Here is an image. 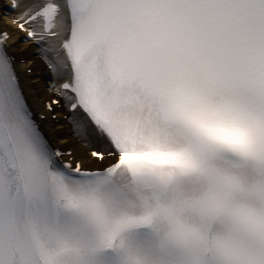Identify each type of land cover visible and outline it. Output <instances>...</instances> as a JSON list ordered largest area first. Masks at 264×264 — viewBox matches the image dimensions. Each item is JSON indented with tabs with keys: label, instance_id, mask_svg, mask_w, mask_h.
<instances>
[{
	"label": "snow or ice",
	"instance_id": "snow-or-ice-1",
	"mask_svg": "<svg viewBox=\"0 0 264 264\" xmlns=\"http://www.w3.org/2000/svg\"><path fill=\"white\" fill-rule=\"evenodd\" d=\"M4 7L0 264H264V0Z\"/></svg>",
	"mask_w": 264,
	"mask_h": 264
},
{
	"label": "rangeland",
	"instance_id": "rangeland-1",
	"mask_svg": "<svg viewBox=\"0 0 264 264\" xmlns=\"http://www.w3.org/2000/svg\"><path fill=\"white\" fill-rule=\"evenodd\" d=\"M0 2L5 3V2H9V0L7 1L0 0ZM7 12L8 11H6V9L0 10V19L10 30H12V23H9L7 20H5V18L8 16ZM36 82H39V81H36Z\"/></svg>",
	"mask_w": 264,
	"mask_h": 264
},
{
	"label": "bare ground",
	"instance_id": "bare-ground-1",
	"mask_svg": "<svg viewBox=\"0 0 264 264\" xmlns=\"http://www.w3.org/2000/svg\"><path fill=\"white\" fill-rule=\"evenodd\" d=\"M4 1H7V0H4ZM8 3V2H5V3H2L0 2V10H3L5 9L4 5ZM8 16L5 18V20H7L9 23H12V18L16 15H18V13L16 12H11V11H8L7 12ZM23 47H26V46H23Z\"/></svg>",
	"mask_w": 264,
	"mask_h": 264
}]
</instances>
